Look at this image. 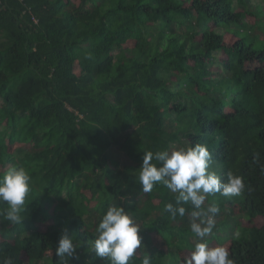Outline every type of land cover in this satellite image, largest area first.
Returning a JSON list of instances; mask_svg holds the SVG:
<instances>
[{
	"label": "trees",
	"instance_id": "obj_1",
	"mask_svg": "<svg viewBox=\"0 0 264 264\" xmlns=\"http://www.w3.org/2000/svg\"><path fill=\"white\" fill-rule=\"evenodd\" d=\"M251 1L0 0V177L14 166L31 177L23 222L0 215V258L108 264L92 244L115 204L141 226L129 264L145 253L151 264H183L198 242L192 206L172 219L164 206L177 194L159 183L142 191L139 168L148 151L200 143L211 171L246 184L240 196L204 203H216L219 218L232 217L225 204L251 218L249 240L227 244L230 258L264 264L255 224L264 218V23ZM64 229L76 249L68 260L55 253Z\"/></svg>",
	"mask_w": 264,
	"mask_h": 264
},
{
	"label": "clouds",
	"instance_id": "obj_2",
	"mask_svg": "<svg viewBox=\"0 0 264 264\" xmlns=\"http://www.w3.org/2000/svg\"><path fill=\"white\" fill-rule=\"evenodd\" d=\"M212 154L206 144L196 143L187 148L172 151H148L144 153L139 171L142 191L151 192L156 184H162L177 194L175 205L165 204L164 211L172 219L183 217L190 203L192 211L191 232L198 238L190 257L185 264H235L228 248L210 247L204 240L216 227L215 217L220 212L216 203L204 207L207 196L220 193L222 196H240L246 184L244 177L227 174L226 182L210 170ZM258 159V154H257ZM155 161V163L153 162ZM31 191V177L22 166H14L0 177V202L7 207L0 215L13 224H21L25 200ZM198 221V222H197ZM141 226L122 205H111L96 227V238L92 244L95 256L106 258L108 264H129L141 247ZM73 237L67 229L62 230L55 253L59 258L69 259L75 255ZM67 254V255H65ZM152 256L145 253L142 264H151ZM0 264H13L12 257L0 258Z\"/></svg>",
	"mask_w": 264,
	"mask_h": 264
},
{
	"label": "rangeland",
	"instance_id": "obj_3",
	"mask_svg": "<svg viewBox=\"0 0 264 264\" xmlns=\"http://www.w3.org/2000/svg\"><path fill=\"white\" fill-rule=\"evenodd\" d=\"M252 6L254 8H257L259 13H261V16H263L262 23H264V0H252ZM242 12L240 9L237 10V13ZM233 40L234 38L231 36H227V41ZM222 60L225 61L224 58ZM78 69H76V73H78ZM17 147L14 146L11 148V153L15 152ZM228 204V203H227ZM225 210L227 212L229 210H233V214H231V219L224 217H218L216 215L215 221H216V227L213 229V232L211 235L205 237L206 242L210 247H217V246H224L227 247V244L232 240H249V236L244 232V227H246V224L248 225L251 221V218L246 214H244V211L239 205H233V204H225ZM255 224H257L258 228L262 229V233L264 234V218H259L255 220ZM10 226L9 223H6L5 228ZM42 231H48L51 227L45 226L42 227ZM7 238L1 237L0 242L5 243ZM9 239V238H8ZM179 239H182V236L179 237ZM264 242V237H263ZM155 243H157V246H159V251L162 252L163 250H168V246L166 243H164L162 240H155ZM189 248V247H188ZM193 250L189 248V250L182 252L183 255V264H185V261L190 257ZM31 253V250H28L25 253V257L27 258V255ZM177 255V252H176ZM180 255V254H179ZM180 259H182V256L180 255ZM166 263V262H165ZM168 264V263H166Z\"/></svg>",
	"mask_w": 264,
	"mask_h": 264
},
{
	"label": "built area",
	"instance_id": "obj_4",
	"mask_svg": "<svg viewBox=\"0 0 264 264\" xmlns=\"http://www.w3.org/2000/svg\"><path fill=\"white\" fill-rule=\"evenodd\" d=\"M35 22H36V20H35Z\"/></svg>",
	"mask_w": 264,
	"mask_h": 264
}]
</instances>
